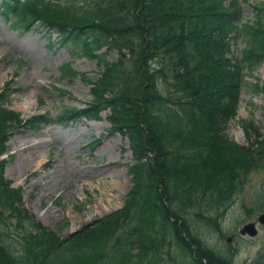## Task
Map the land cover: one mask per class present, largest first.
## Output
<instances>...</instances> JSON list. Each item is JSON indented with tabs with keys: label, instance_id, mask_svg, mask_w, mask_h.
<instances>
[{
	"label": "trees",
	"instance_id": "trees-1",
	"mask_svg": "<svg viewBox=\"0 0 264 264\" xmlns=\"http://www.w3.org/2000/svg\"><path fill=\"white\" fill-rule=\"evenodd\" d=\"M254 9L255 20L240 23L237 0H0V16L11 28L53 31L58 46L95 59L103 70L93 80L63 64L61 77L90 85V99L86 108L63 107L55 118L43 114L21 119L5 107L14 92L7 84L0 93V156L18 126L39 130L52 122L97 119L105 112L111 128L127 139L132 155L128 173L135 189L151 184L143 175L142 154L162 155L172 181L168 194L173 213L178 209L183 221L195 224L196 234L191 237L199 245L198 238H204L201 225L213 224L230 252L226 230L209 216L216 214L221 221L241 196L248 177L264 172V137L244 147L222 134L238 109L245 73L264 61V5ZM240 30L246 44L235 57L230 41ZM106 52H116L117 61H106ZM224 90L229 97L219 104ZM254 90L264 93V85H255ZM217 103L219 108L213 106ZM148 163L154 171L155 165ZM6 165L0 160V254L7 264H157L164 257L163 249L154 247L140 254L142 246L152 245L165 230L158 210L141 196H126L118 216L114 213L88 224L66 237L63 245L51 246L49 229L22 209L21 194L4 177ZM260 186L251 208L257 213L264 211V180ZM146 225L148 233L143 232ZM170 235L168 244L177 257L170 252L169 264H192L189 241L177 229ZM158 245L166 246L165 240ZM235 258L230 253L220 259L233 264ZM251 264H264V250Z\"/></svg>",
	"mask_w": 264,
	"mask_h": 264
},
{
	"label": "rangeland",
	"instance_id": "rangeland-1",
	"mask_svg": "<svg viewBox=\"0 0 264 264\" xmlns=\"http://www.w3.org/2000/svg\"><path fill=\"white\" fill-rule=\"evenodd\" d=\"M237 2L241 7L240 23L254 21L257 13L254 6L264 5V0ZM145 16L146 11L142 10V18ZM232 36L231 50L237 57L246 44V37L242 30ZM57 39V34L48 29L20 32L11 28L0 17V93L8 84L9 91L14 92L8 97L5 106L19 114L24 121L43 114L55 118L61 109L67 106L86 108L90 99V85L79 78H62L63 64H70L77 72L93 80L103 71L95 59L77 56L71 50L58 46ZM103 52L105 49L97 53ZM117 57L116 52L105 53V60L108 62H116ZM244 83L240 91L238 109L224 126L222 134L228 141L247 147L253 146L258 137H264V93L254 90L255 85L259 88L264 85V61L258 64L255 71L245 73ZM57 89L65 93L62 94ZM228 97L229 92L224 90L217 102H225ZM218 103L213 106L219 108ZM106 116L107 113H102L97 121L82 118L63 126L52 124L41 127L40 130L18 126L8 139L7 153L2 156L7 160L4 176L21 194L22 209L49 229L51 246L59 247L63 245L66 237L82 227L119 213L125 206L126 196L130 195L134 198L141 196L146 204L158 210L159 217L163 220L164 232L158 233L152 245L140 248V254L151 252L153 247L163 249L164 257L162 260H156L157 264H161V261L162 264H169L170 252L173 253L172 256L177 257L168 244L172 236L171 231L175 229L190 243L188 247L192 264H200V260H206L209 264H224L220 258L226 259L230 253L236 256L233 264H250L256 258L257 252L264 248V227L260 228L255 239L246 240L244 243L237 240L238 244L227 246L232 252L224 249L221 235L213 224L211 227L201 225L200 230L204 238H198V241L200 240L202 245L195 241V224L183 221L178 209L173 213V201L168 194V185L172 181L162 155L150 157L149 152L142 154L143 175L151 184L135 189V183L132 184L128 173L132 155L127 139L111 128ZM45 129L48 131L42 134ZM24 141L30 143L19 147ZM152 144V141L146 144L148 149ZM102 147L108 154L113 153L114 161H120V164L116 168H110L107 171L110 174L97 175L99 166H95V161L104 155L98 153ZM140 148L141 145L136 147L137 152ZM31 151L38 152L43 157L40 164L39 154L30 156ZM108 154L102 157L108 158ZM148 162L155 165L154 171L149 168ZM21 163L27 164L25 170H21ZM263 180L264 172L252 173L241 196L234 201L221 221L216 214L209 218L222 230L229 232H235L242 222L256 221L259 214L255 215L254 211H251L254 206L253 196L260 190ZM45 187L47 191L44 194L42 188ZM152 194H155V197L152 198ZM241 208H244V211ZM48 210L49 213H46ZM179 221L182 223L179 224ZM149 231L146 225L143 232ZM191 235H194L193 238ZM162 239L165 240L166 246L158 245ZM201 249L207 250V254L201 255ZM183 256L185 260L188 259V256ZM217 256L219 259L215 258ZM0 264H7V259H4L2 254ZM152 264H155L154 261Z\"/></svg>",
	"mask_w": 264,
	"mask_h": 264
},
{
	"label": "bare ground",
	"instance_id": "bare-ground-1",
	"mask_svg": "<svg viewBox=\"0 0 264 264\" xmlns=\"http://www.w3.org/2000/svg\"><path fill=\"white\" fill-rule=\"evenodd\" d=\"M46 131H48L47 129H45L44 131H42L41 133L43 134H45L46 133ZM28 143H30L29 141H24V142H21L20 144H19V147H23V146H25V145H27ZM98 153H102V154H104V155H101L100 157H98V159L95 161V166H99V171L97 172V175H101V174H105V173H108L107 171L110 169V168H112V167H117L119 164H120V161L118 162V161H114V159L115 158H113L112 157V154L113 153H110V154H108L107 152H106V150H105V148L104 147H102V148H100L99 150H98ZM34 154H39L38 152H30V156H34ZM108 154V158H103L102 156H106ZM38 158H40L39 159V162H38V164H40L41 162H42V160H43V157L42 156H40V154H39V157ZM94 158V156H92V159ZM26 165L27 164H25V163H21L19 166L21 167V170H25V167H26ZM19 167V168H20ZM108 174H110V173H108ZM113 177V176H112ZM116 178L118 179L119 178V174H117V176H116ZM46 186V185H45ZM42 190H43V193L44 192H46L47 191V189H46V187L45 188H42ZM45 194V193H44ZM46 213H49V210L46 212ZM39 219V218H38Z\"/></svg>",
	"mask_w": 264,
	"mask_h": 264
},
{
	"label": "water",
	"instance_id": "water-1",
	"mask_svg": "<svg viewBox=\"0 0 264 264\" xmlns=\"http://www.w3.org/2000/svg\"><path fill=\"white\" fill-rule=\"evenodd\" d=\"M258 222L260 224H264V213L259 217ZM241 235L247 234L250 237H255L257 235V230L255 228V224L249 223L242 227V229L239 231Z\"/></svg>",
	"mask_w": 264,
	"mask_h": 264
},
{
	"label": "flooded vegetation",
	"instance_id": "flooded-vegetation-1",
	"mask_svg": "<svg viewBox=\"0 0 264 264\" xmlns=\"http://www.w3.org/2000/svg\"><path fill=\"white\" fill-rule=\"evenodd\" d=\"M226 211H225V213H226ZM225 234L227 235L225 237V239H226V241L228 243L227 246H233V243H235V240H237L236 231L235 232H229V231L226 230ZM229 237H231V238H229ZM238 238H240L241 240L245 241V238H243V237H238ZM228 250L231 251L230 248H228Z\"/></svg>",
	"mask_w": 264,
	"mask_h": 264
}]
</instances>
